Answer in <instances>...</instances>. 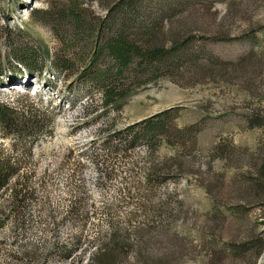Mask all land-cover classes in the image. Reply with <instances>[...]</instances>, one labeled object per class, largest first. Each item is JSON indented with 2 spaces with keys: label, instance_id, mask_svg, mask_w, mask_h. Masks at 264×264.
I'll list each match as a JSON object with an SVG mask.
<instances>
[{
  "label": "rangeland",
  "instance_id": "1",
  "mask_svg": "<svg viewBox=\"0 0 264 264\" xmlns=\"http://www.w3.org/2000/svg\"><path fill=\"white\" fill-rule=\"evenodd\" d=\"M162 13L156 28L189 33L181 58L133 54L121 74L107 50L93 59L113 16ZM19 61L41 65L38 84L18 85ZM0 69V103L36 126L0 128L18 168L0 192V264H97L104 246L109 264H264V0H0ZM114 80L125 92L106 102Z\"/></svg>",
  "mask_w": 264,
  "mask_h": 264
},
{
  "label": "trees",
  "instance_id": "2",
  "mask_svg": "<svg viewBox=\"0 0 264 264\" xmlns=\"http://www.w3.org/2000/svg\"><path fill=\"white\" fill-rule=\"evenodd\" d=\"M72 3L75 6L72 5L69 11L72 15L75 16V24L79 26L81 24L80 21L81 19L78 17L81 16L77 14L78 4L76 2H72ZM107 8H108L107 11H111L109 9V6H107ZM48 13L49 12L43 10L42 8L41 9L36 8L31 11V14L34 15L35 18L39 17L40 15L43 16L45 15L47 17ZM111 16L112 15H110V17ZM162 16H165V14L163 13L158 14V16L151 18L149 23H146L145 22L146 20L144 19L136 20L133 17H131L130 19L128 18L129 19L128 21L130 22L126 21L125 23H122L119 22V19L113 16L112 18L115 19L113 20L114 22H112L113 27L119 32V34L117 36L110 37L105 39L104 41H101L98 50L96 49L95 47L96 45L94 44L91 48V53L94 54L93 59L101 55L104 50H107V53L113 60V65L117 67L116 72L121 74L122 70L125 67L129 66V64L131 63L133 54H138L141 58L146 57L149 59L150 62H152V64H156L157 66H159L160 64L163 65L165 62H168V60L174 61V59L176 60L181 58L182 56L179 55L178 53L172 54V50L175 48V46L184 42L185 38L189 33L187 32L183 34L182 32L181 33L176 31L172 32V30H170V32H167V34L162 32L160 29L156 28L155 26V24L158 21H160V18H162ZM55 30L58 31L57 29ZM168 34L170 35L169 42L171 43L169 48L164 47V44L166 42L165 40ZM139 40H142L143 45L137 44V41ZM165 48H167L168 50ZM25 52L26 55L35 54L32 49L31 52L28 51V49H26ZM249 52L251 53V51ZM165 53H170L171 56L167 58ZM250 53H248V56H250ZM160 54L163 55L161 56ZM187 57H189L188 60L191 59L190 58L191 56L188 55ZM22 62L24 63L23 66L24 68L21 67L20 69L14 70L13 74L15 73L18 76L21 75L24 71L35 75L39 73L38 70L41 68L40 64L37 67L36 63H34L35 65H33L31 63H27L24 61ZM55 62H57L60 69L66 68L67 60L59 58ZM220 63L217 64L219 68H221L222 66L223 68L227 67L228 62H224L223 65ZM208 65L209 68H212V70L215 67V61L211 57H209L208 59ZM202 68L204 67H200V65H196L194 66L193 72L196 74L202 73V71H205ZM199 69L200 71H198ZM0 71L2 70L0 69ZM104 75L105 74L99 72L98 75L96 76V79L104 80ZM118 84H120L118 80H114L113 83L111 82L103 83L102 89L104 92L106 102L114 99L115 96L121 95L125 92L124 88L119 87ZM252 121L253 120L251 119L250 122ZM149 124H151L150 120L147 121V125ZM257 124L258 122H252L251 126ZM35 127H36L35 119L31 115H26L25 113L23 114L19 112V110H17L12 105L9 104L6 105L0 103V128L3 130L2 133L4 135L13 134L14 136L16 135L17 137H21L26 133L32 135L33 134L31 133L33 132L32 128ZM177 164L179 163L177 162ZM17 169L18 168L14 166L7 157L4 156L0 157V192L7 187L11 175H13L17 171ZM204 188L207 192H209L210 186L208 187V185H206ZM13 195L14 197H16V190H13ZM104 247L106 248V246ZM105 248L104 250L101 249L102 251H104L103 253L105 252L109 253V250ZM102 251H97V253L93 255L94 260L97 262V264H109L110 259L112 258L110 253L109 255H106L109 258L101 259V255L103 254Z\"/></svg>",
  "mask_w": 264,
  "mask_h": 264
},
{
  "label": "bare ground",
  "instance_id": "3",
  "mask_svg": "<svg viewBox=\"0 0 264 264\" xmlns=\"http://www.w3.org/2000/svg\"><path fill=\"white\" fill-rule=\"evenodd\" d=\"M30 78H32V77H29V78L24 77V78H23V79H24V82H23L21 85H19V86L28 85L27 81L30 80ZM28 82H29V81H28Z\"/></svg>",
  "mask_w": 264,
  "mask_h": 264
}]
</instances>
